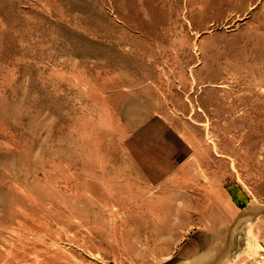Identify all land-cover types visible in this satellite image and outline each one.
I'll list each match as a JSON object with an SVG mask.
<instances>
[{
	"label": "rangeland",
	"instance_id": "rangeland-1",
	"mask_svg": "<svg viewBox=\"0 0 264 264\" xmlns=\"http://www.w3.org/2000/svg\"><path fill=\"white\" fill-rule=\"evenodd\" d=\"M264 0H0V264H264Z\"/></svg>",
	"mask_w": 264,
	"mask_h": 264
},
{
	"label": "water",
	"instance_id": "water-1",
	"mask_svg": "<svg viewBox=\"0 0 264 264\" xmlns=\"http://www.w3.org/2000/svg\"><path fill=\"white\" fill-rule=\"evenodd\" d=\"M261 212H264V209L262 210H256V211H252V212H243L241 213L238 217H245V216H252L254 214H258V213H261Z\"/></svg>",
	"mask_w": 264,
	"mask_h": 264
}]
</instances>
